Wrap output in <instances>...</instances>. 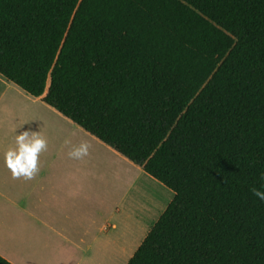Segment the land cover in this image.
<instances>
[{
	"label": "trees",
	"instance_id": "16d2710c",
	"mask_svg": "<svg viewBox=\"0 0 264 264\" xmlns=\"http://www.w3.org/2000/svg\"><path fill=\"white\" fill-rule=\"evenodd\" d=\"M0 76L172 191L126 264H264V0H0Z\"/></svg>",
	"mask_w": 264,
	"mask_h": 264
},
{
	"label": "crops",
	"instance_id": "0c3cea01",
	"mask_svg": "<svg viewBox=\"0 0 264 264\" xmlns=\"http://www.w3.org/2000/svg\"><path fill=\"white\" fill-rule=\"evenodd\" d=\"M43 95H29L0 76V256L12 264H73L75 248L99 240L111 216L102 177L68 156L71 120ZM17 125L16 134L40 131L48 140L32 179L13 177L4 164Z\"/></svg>",
	"mask_w": 264,
	"mask_h": 264
},
{
	"label": "rangeland",
	"instance_id": "374dc122",
	"mask_svg": "<svg viewBox=\"0 0 264 264\" xmlns=\"http://www.w3.org/2000/svg\"><path fill=\"white\" fill-rule=\"evenodd\" d=\"M67 124L69 130L73 128L74 134L69 135L73 144L87 141L91 145L89 156L82 160L91 174L102 177L108 216L111 212L105 220L108 227L98 232L99 240L90 247L75 248L73 264H126L173 193L72 121ZM111 223L116 227H110Z\"/></svg>",
	"mask_w": 264,
	"mask_h": 264
},
{
	"label": "clouds",
	"instance_id": "9594fccd",
	"mask_svg": "<svg viewBox=\"0 0 264 264\" xmlns=\"http://www.w3.org/2000/svg\"><path fill=\"white\" fill-rule=\"evenodd\" d=\"M19 125L13 127L12 131ZM91 145L87 141H81L70 147L68 156L75 160H81L90 154ZM48 148V140L39 132L22 131L15 133L14 145L9 147L4 153V164L11 171L13 177H24L32 179L39 172V162L41 153ZM264 180V175L261 177ZM264 188V185H262ZM262 188L251 189V192L259 200L264 201V190Z\"/></svg>",
	"mask_w": 264,
	"mask_h": 264
}]
</instances>
